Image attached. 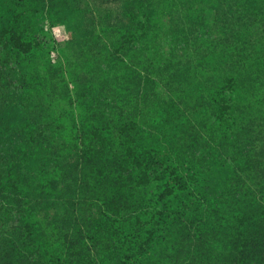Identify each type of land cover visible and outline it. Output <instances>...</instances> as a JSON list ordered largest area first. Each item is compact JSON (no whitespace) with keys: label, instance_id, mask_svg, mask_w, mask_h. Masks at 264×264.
I'll return each instance as SVG.
<instances>
[{"label":"rangeland","instance_id":"rangeland-1","mask_svg":"<svg viewBox=\"0 0 264 264\" xmlns=\"http://www.w3.org/2000/svg\"><path fill=\"white\" fill-rule=\"evenodd\" d=\"M131 1L0 0V31L34 44L0 40V264H55L69 239L81 264H175L199 235L219 255L264 203V0ZM31 128L39 183L3 158ZM128 152L156 162L147 186ZM173 168L187 188L160 199Z\"/></svg>","mask_w":264,"mask_h":264},{"label":"trees","instance_id":"trees-1","mask_svg":"<svg viewBox=\"0 0 264 264\" xmlns=\"http://www.w3.org/2000/svg\"><path fill=\"white\" fill-rule=\"evenodd\" d=\"M142 4V0H133L127 5L126 13L131 11V14H129L130 18L135 19L137 17V13L139 11L135 10L139 5ZM140 10L143 9L141 8ZM136 24L143 25V22L137 21ZM0 36V40L3 38L4 44L9 46L7 48L18 55H28L34 48L33 42L26 39L24 33L20 31L19 24L16 21H14L13 23H7V26L4 25L0 31ZM227 81L231 80L229 79ZM36 131V129L31 128L30 131L23 132V143L20 140V142L22 143L21 151H18L17 148L11 149L3 154V158H9L16 165H19V167H27L30 172L33 171V179H37L36 181L39 183V180L42 179V176L39 173L37 174L38 171L36 170V163L31 159V157L33 156V153L36 151L37 147V151L47 149L48 147L43 143L35 145L37 142H39L38 135L35 134ZM45 139L46 137L44 138V140ZM26 143H28L29 145ZM102 153H104V151ZM85 154L86 157L88 155L87 151L85 152ZM127 154L129 155L128 157H133V166L141 169L138 184L144 186L150 184L151 178L150 172L148 170L154 169L156 167V162L150 159L151 157H149V160L146 163H143V161L139 157L135 156L134 152H128ZM19 155L22 156L21 162L17 159V156ZM95 155L100 157L101 152L95 153ZM85 157L83 159L81 156L82 159H80V161L85 162ZM127 161L128 160H123L122 162H119V165H121L120 168L122 169V174L120 175V177H118L120 178V180H124L126 172L130 169L128 166L130 164H126ZM171 174L173 175L171 179L173 180V182H175V185L177 187H170L169 185H166L165 190L160 194V199H168L170 197L177 196L176 188H179L180 190H185L187 188V179L180 176L177 170L173 168ZM53 184H55V182H53ZM227 194L232 197L234 196L233 192L231 191L227 192ZM120 206L121 205L115 201H112L110 203V208L113 210V213L119 216L121 214ZM239 207L242 206L239 205ZM237 221L241 228L234 235H230L227 238L226 250L219 255L213 254L212 252L207 253L204 251H200L198 254L196 252L190 251L189 247L192 246L195 248L204 247L206 241L203 240L200 235L195 238L193 237L192 239L180 238L178 242V250L175 254V264H264V203L259 202L254 209L244 208L242 210V216L237 217ZM182 234L184 233L182 232ZM74 245L82 248V244L78 239H69V242L65 240L62 242H58L55 246L54 251L56 258L55 264H81L82 261H77V263H75L70 259L63 260L62 256L59 255L63 254V250L67 251L68 247ZM48 247V244H46L45 248ZM153 247V244L149 245L147 254H149V252L150 254H152V252H155V248ZM34 249L41 250L42 246L37 244ZM80 251L81 250H79V252L74 251L73 253L78 254V257L80 258L83 255ZM148 259L150 260V258ZM50 264H54L53 261H51ZM85 264L91 263L86 262Z\"/></svg>","mask_w":264,"mask_h":264}]
</instances>
